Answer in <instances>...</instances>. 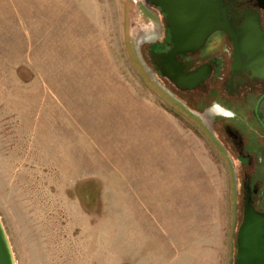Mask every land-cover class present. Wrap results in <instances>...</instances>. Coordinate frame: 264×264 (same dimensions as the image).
I'll return each mask as SVG.
<instances>
[{
  "label": "rangeland",
  "instance_id": "1",
  "mask_svg": "<svg viewBox=\"0 0 264 264\" xmlns=\"http://www.w3.org/2000/svg\"><path fill=\"white\" fill-rule=\"evenodd\" d=\"M158 29L143 0H0L15 264L171 263L174 246L180 264H229L233 176L142 56Z\"/></svg>",
  "mask_w": 264,
  "mask_h": 264
},
{
  "label": "flooded vegetation",
  "instance_id": "2",
  "mask_svg": "<svg viewBox=\"0 0 264 264\" xmlns=\"http://www.w3.org/2000/svg\"><path fill=\"white\" fill-rule=\"evenodd\" d=\"M144 5L160 29L140 42L142 56L204 131L233 176L229 264H238L239 250L246 264H262L256 256L264 241L256 239L264 236V0H219L225 27L201 48L175 56L181 79L205 76L192 89L177 87L156 68L152 56L169 55L173 41L165 15ZM170 69L171 64H165V71Z\"/></svg>",
  "mask_w": 264,
  "mask_h": 264
},
{
  "label": "water",
  "instance_id": "3",
  "mask_svg": "<svg viewBox=\"0 0 264 264\" xmlns=\"http://www.w3.org/2000/svg\"><path fill=\"white\" fill-rule=\"evenodd\" d=\"M144 3L159 8L165 15L173 41V49L169 55L152 56L156 68L161 74H167L177 87L181 86L184 89L196 87L205 79V76L192 74L181 79L178 75L175 56L183 51H195L201 48L210 35L225 27L219 0H144ZM167 63L171 64V69L168 72L165 71ZM262 220L264 222V217ZM260 230L263 229L259 228L258 231ZM243 231L242 228L240 234L243 235ZM256 240L264 241V236L260 235ZM261 247L257 253L256 261L264 264V242ZM238 257V264L248 262L241 250H239ZM0 264H15L12 248L1 220Z\"/></svg>",
  "mask_w": 264,
  "mask_h": 264
},
{
  "label": "crops",
  "instance_id": "4",
  "mask_svg": "<svg viewBox=\"0 0 264 264\" xmlns=\"http://www.w3.org/2000/svg\"><path fill=\"white\" fill-rule=\"evenodd\" d=\"M128 238H130L131 240L133 239V240H136V239H138V236L136 235V234H131ZM166 238L168 239V236H166ZM173 239H177V237H175V236H173ZM168 244H169V246H168ZM175 244L177 245V244H179V242H178V239H177V242H175ZM168 247H171L170 246V243H169V241H167V248H166V250L168 249ZM172 251H174V257H173V260L175 261H173L172 259V261H171V263H170V261L167 263H164L163 261H162V259H161V257L162 256H159L158 257V259L160 260V262H161V264H180V262H179V260H178V262H176V256H178V258L179 257H181V253L183 252L184 254H183V257H184V259L186 260V253L184 252V251H181L180 252V250L178 249V247L177 246H174L173 248H170ZM176 253L178 254V255H176ZM160 255H162V253L160 254ZM136 259H137V261L136 262H134V263H130V264H148L147 263V261H145V259H144V257H146L147 256V254H145V255H140L139 253H137L136 254ZM170 260V259H169ZM183 264H186V262L185 263H183ZM188 264H196V261L194 260V258L192 259V258H190V255H189V257H188Z\"/></svg>",
  "mask_w": 264,
  "mask_h": 264
}]
</instances>
